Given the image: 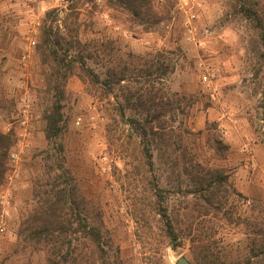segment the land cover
<instances>
[{
	"label": "rangeland",
	"instance_id": "1",
	"mask_svg": "<svg viewBox=\"0 0 264 264\" xmlns=\"http://www.w3.org/2000/svg\"><path fill=\"white\" fill-rule=\"evenodd\" d=\"M248 1L264 18V0ZM5 2L0 0V131L11 136L12 146L0 187V264H46V252L23 248L17 235L34 195L32 179L47 154L58 151L75 174L89 218L102 223L108 256H118L119 264H175L181 256L191 264L199 241L225 264L263 255L264 232L254 231L264 225V66L257 71L253 33L234 13V0H148L142 24L107 0H75L74 7L68 0ZM50 10L53 25L76 46L81 42L87 66L101 78L109 67L129 68L128 81L110 91L87 78L66 79L56 142L45 136L48 98L42 96L46 82L36 48ZM32 30L34 44L28 40ZM150 64L152 82L172 109L164 119L176 132L186 129L183 143L191 148L188 138H195L192 149L228 176L223 210L229 218L209 213L197 226L194 199L186 192L190 182L175 165L179 152L154 148L148 165L139 137L121 118V106L125 117H139L123 95L126 85H139L134 79L141 80ZM158 64L167 67L161 78ZM163 213L178 223L175 245L161 229Z\"/></svg>",
	"mask_w": 264,
	"mask_h": 264
},
{
	"label": "trees",
	"instance_id": "2",
	"mask_svg": "<svg viewBox=\"0 0 264 264\" xmlns=\"http://www.w3.org/2000/svg\"><path fill=\"white\" fill-rule=\"evenodd\" d=\"M71 2V7L75 0ZM92 1V0H89ZM117 11L131 15L132 20L142 24L147 21L150 7L148 0H107ZM232 8L236 14H242L249 22L251 41L254 54L257 58V71L264 66V18L248 0H234ZM53 10L47 11L41 27L37 51L42 65V74L46 86L42 96L48 98V103L42 111L45 136L56 142L62 131V102L65 98V82L70 75L78 76L82 81L86 78L92 85L111 90L115 84L127 80L129 70L126 63L109 67L104 78L88 67L80 41L75 40L77 46L60 33ZM67 34L73 31L69 25L64 26ZM77 51H73V50ZM262 60V62H260ZM141 71L142 81L137 87L125 86L124 99L127 106L132 107L139 117H125L124 108L121 106L120 116L136 133L142 143V155L146 163L152 166V149L173 148L178 151L175 165L178 175H183L190 182L186 191L193 196L192 217L196 219L197 226L203 225L202 217L212 213L217 216L222 213L226 200L228 176L220 169H212L204 162L199 151H194L195 138H188L191 148L185 145L184 135L189 134L186 129L176 132L164 117L169 116L170 103L161 88L152 82L151 67ZM156 65L159 70L157 77L161 78L167 72V67ZM256 71V72H257ZM81 72L84 73L85 77ZM258 74V73H257ZM256 74V75H257ZM156 77V78H157ZM132 102V103H131ZM169 107V109H167ZM12 146L9 134L0 131V187L4 182L7 168V157ZM195 149V147H194ZM197 149V148H196ZM34 195L29 208L21 215L17 241L23 248L33 247L46 252V264H119V257L108 256L106 246L108 237L105 238L102 223H95L89 218L83 197L78 190L75 174L66 165L65 156L57 153L47 154L46 161L40 172L32 179ZM154 194L162 192L155 183ZM230 186V185H229ZM229 218V217H228ZM240 220V219H239ZM161 229L169 241L175 245L178 239L177 222L167 213L161 217ZM264 225L257 224L255 233L261 235ZM190 224L188 233L192 232ZM198 254L193 257L191 264H225L215 253L209 250L206 243L196 245ZM261 254L252 253L247 258L246 264H264V251Z\"/></svg>",
	"mask_w": 264,
	"mask_h": 264
},
{
	"label": "built area",
	"instance_id": "3",
	"mask_svg": "<svg viewBox=\"0 0 264 264\" xmlns=\"http://www.w3.org/2000/svg\"><path fill=\"white\" fill-rule=\"evenodd\" d=\"M99 2V0H97ZM192 2H196L197 0H191ZM197 5H200V3L198 2ZM194 18V14L191 13L190 14V18L186 21V29H187V32H188V36H192V34L194 33V27L192 26L191 24V19ZM31 33V36H30V39L28 38V40L30 41L31 44H34L35 41L32 39V34L35 33V30H32L30 31ZM205 78V77H204ZM211 96L213 97V95L211 94Z\"/></svg>",
	"mask_w": 264,
	"mask_h": 264
},
{
	"label": "water",
	"instance_id": "4",
	"mask_svg": "<svg viewBox=\"0 0 264 264\" xmlns=\"http://www.w3.org/2000/svg\"><path fill=\"white\" fill-rule=\"evenodd\" d=\"M175 264H190V262L185 256H181L177 259Z\"/></svg>",
	"mask_w": 264,
	"mask_h": 264
},
{
	"label": "crops",
	"instance_id": "5",
	"mask_svg": "<svg viewBox=\"0 0 264 264\" xmlns=\"http://www.w3.org/2000/svg\"><path fill=\"white\" fill-rule=\"evenodd\" d=\"M2 1H3V3H6L5 0H2Z\"/></svg>",
	"mask_w": 264,
	"mask_h": 264
}]
</instances>
